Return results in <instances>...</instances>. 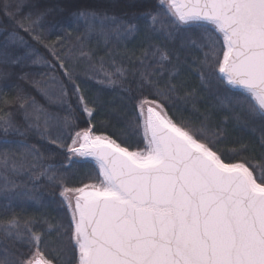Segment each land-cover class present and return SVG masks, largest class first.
<instances>
[{
	"label": "snow or ice",
	"instance_id": "1",
	"mask_svg": "<svg viewBox=\"0 0 264 264\" xmlns=\"http://www.w3.org/2000/svg\"><path fill=\"white\" fill-rule=\"evenodd\" d=\"M123 2L137 10L130 18L87 8L74 13L88 34L98 33L106 43L143 33L138 52L125 45L99 58L85 50L87 35L77 37L78 48L65 49L59 36L47 42L44 20L53 10L37 6L17 19L7 11L11 5H4L14 27L9 43L0 47V83L8 86L9 66L26 59L43 63L47 83L59 86L56 99L68 115L47 112L19 87L11 101L0 94V105L18 106L28 131L66 153L61 172L53 164L45 166L35 145L0 139V264H60L67 250L74 264H264V157L253 164L246 155L249 146L239 141L236 147H222L231 129L261 133L264 150V0ZM19 29L42 44L51 60L17 56L15 48L28 47ZM81 60L89 64V78L120 93L121 105L105 114L122 119L121 135L139 136L142 147L138 143L133 149L128 139L118 142L94 131L92 121L103 109L88 98L76 72ZM190 76L197 86H190ZM21 78L41 83L30 73ZM177 101L196 113L203 101L205 111L195 121L176 118L170 108ZM75 111L88 126L73 133L80 119ZM53 129L60 134L53 136ZM13 133L26 134L0 107V134ZM81 162H94L95 175L89 183L69 187L65 173ZM42 177L60 188L70 213L67 228L46 217L21 215L28 201L41 203ZM53 231L59 249L49 248Z\"/></svg>",
	"mask_w": 264,
	"mask_h": 264
},
{
	"label": "trees",
	"instance_id": "2",
	"mask_svg": "<svg viewBox=\"0 0 264 264\" xmlns=\"http://www.w3.org/2000/svg\"><path fill=\"white\" fill-rule=\"evenodd\" d=\"M158 0H150L149 6L157 4ZM11 5L7 10L16 13L17 19H22L27 16L30 12H35L39 9H50L53 10L52 14L48 15L44 20V31L47 35V42L56 41L57 37H61V42L67 48H78L79 44L77 37L87 35V39L84 41L85 50H91L95 53L96 58L102 57L105 51L111 48H119L121 51L125 50H139L141 42L143 41V33H139L133 37H129L127 40L117 42L112 37L107 43L105 39L98 33L88 34L86 25L83 21H77L74 13L77 10H83L87 8L90 11H106L109 15L116 16H129L135 13L136 9H128L123 0L120 5L114 4L113 0H0V47L9 43V34L12 32L14 25L9 19V16L4 10L5 4ZM144 9H139L143 11ZM54 25V27H53ZM19 35L23 36L27 42L28 47H17L14 52L17 56L30 55L34 59L40 58L41 60H51V55L48 50L42 45L33 40L27 33L22 29H19ZM119 59V58H117ZM107 67V65H106ZM11 73L9 79L6 81L7 87L0 83V89L2 93L6 94L9 101L15 96L17 88L23 89L26 94L30 95L35 99L38 105L42 106L47 112L52 114H58L60 116L68 115L66 108L60 104L56 99L59 95V86L56 84L47 83L49 81V70L45 64H34L32 60H25L21 65H12L6 69ZM76 72L80 79L86 83L88 90V98L97 100V103L101 106L103 111L100 115H97L92 121L95 125L94 131L97 134L111 135L113 138L118 139V142L124 139H128L126 136L121 135L123 131V122L115 118L109 119L105 114L111 109L118 108L121 105L120 93L112 89L106 88L103 85L97 83L98 78H89L91 69L86 60H81L76 64ZM25 73L31 74V79L40 81L38 85H33L29 79H22ZM57 79H59V73H55ZM190 86L195 87L198 84V80L195 76L187 77ZM47 84V87L45 85ZM39 89V90H38ZM45 91L55 93L54 96L44 95ZM209 99V103H210ZM71 104L73 109H76L77 101L75 96H71ZM4 108L5 112H9L12 118L17 121L21 126V131L25 132V135H19L16 133L10 134L7 137H3L0 134V139H8L10 141L19 142L23 141L29 145H35L44 154V164H53L56 166L58 171L63 172L64 169L61 167L62 164L66 163V153L59 149L57 146L51 144L47 138L42 139L34 131H28L22 123V113L18 106L15 104H9L7 106L0 105ZM200 113L205 111L204 102L198 105ZM200 113L192 111L191 105H184L182 101H177L176 107L170 108V115L174 114L176 118L183 116L184 118H191L193 121L197 119ZM76 116L80 117L77 120V127L71 131L79 130L80 128L87 127L88 124L86 119L81 115L79 111H75ZM58 130L53 129L52 135L55 136ZM65 138L68 133L65 131L62 134ZM261 133L256 132L254 136L248 134L233 131L230 129L229 142L222 147L233 148L238 146L235 142L239 141L249 146V152L246 153L253 164L260 162L261 158L264 157V150L259 147ZM66 143H70V140H65ZM140 142V137H133L128 139V143L134 149ZM13 147L15 144L12 145ZM139 146H143L139 143ZM0 147H3L0 144ZM77 159V158H75ZM80 160V159H78ZM68 177L66 183L69 187H79L83 183L91 182L90 177L95 175L94 162L89 163H78L73 164L66 173ZM59 186H53L46 178H41L38 183V194L40 197V204L34 201H28L24 206V211L21 213L22 216L40 219L46 217L54 226L62 224L65 228L68 227L70 222V213L67 207L63 204V198L59 195ZM41 204L45 206H41ZM20 212V209H16ZM44 229H47V225H42ZM49 248L59 249L61 242L53 231V234L48 237ZM63 243L67 244V237L64 238ZM60 264H68L69 261H73V253L71 250L63 252L60 257Z\"/></svg>",
	"mask_w": 264,
	"mask_h": 264
},
{
	"label": "rangeland",
	"instance_id": "3",
	"mask_svg": "<svg viewBox=\"0 0 264 264\" xmlns=\"http://www.w3.org/2000/svg\"><path fill=\"white\" fill-rule=\"evenodd\" d=\"M77 159H81V158H77Z\"/></svg>",
	"mask_w": 264,
	"mask_h": 264
}]
</instances>
